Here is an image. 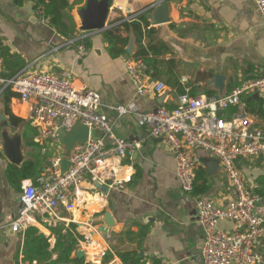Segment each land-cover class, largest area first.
I'll use <instances>...</instances> for the list:
<instances>
[{"label":"crops","instance_id":"obj_1","mask_svg":"<svg viewBox=\"0 0 264 264\" xmlns=\"http://www.w3.org/2000/svg\"><path fill=\"white\" fill-rule=\"evenodd\" d=\"M69 1L77 25L72 38H65L40 15L34 0H24L22 4L0 0V47L9 49L14 65L22 62L18 73L27 70L61 75L71 71L78 87L101 94L102 109L113 122L114 133L138 145L122 159L115 178L110 170L96 179L88 174L75 201L77 221H71L72 212L62 210L63 220L48 222L37 216L38 222L15 232L6 222L17 213L22 187L17 189L8 180L7 168L13 163L2 152L0 137V264H38L36 260L24 259L27 229L36 227L49 237L48 251H52L57 238L50 227L67 228L71 222L86 238L78 243L72 257L78 256V250L82 249L83 258L92 264H124L119 252L126 251L139 255L146 264H203L205 232L198 222L196 197H209L225 205L235 197L232 186L220 162L212 154L198 150L197 192H184L176 175L175 154L170 144L165 138L149 137L135 112L144 114L159 106L173 109L179 95L186 91L194 96L229 93L243 82L264 75V21L255 0H167L171 21L155 25L150 19V27L156 30L153 38L169 47L160 56L158 75L152 74L150 81L153 85L163 81L167 87L161 93L150 88L145 95L136 93L124 69L125 59L138 50L134 34L115 26L116 33L129 37L126 49L132 38L135 49L133 54L127 51L125 55L112 56L104 30L86 32V37L79 38L84 30L78 9L85 0ZM155 4L156 0H114L107 24L132 12L151 13ZM144 42L147 43V37ZM9 70L4 63L3 73L10 74ZM214 74L226 76L223 93L211 83ZM255 94L243 95L242 103L232 106L226 115L248 116L253 127L264 130V94ZM4 103L1 96L0 112H5ZM8 103L12 113L25 120L19 127L9 128L11 133L22 134L23 162L39 154L45 169L48 157L62 150L60 142L37 139L39 128L31 120L35 102L24 101L15 93ZM120 105L130 106L133 112L119 114L115 108ZM26 129L28 133L34 132L30 137L35 147L26 145ZM107 143L111 145L110 140ZM43 146H48L47 154L43 153ZM237 165L246 184L252 190H259L264 203V158L241 157ZM107 212L113 224L105 234L101 228ZM220 226L229 230L233 223L223 221ZM255 252L260 256L255 264H264V237ZM57 256V252L52 253L53 259Z\"/></svg>","mask_w":264,"mask_h":264},{"label":"built area","instance_id":"obj_2","mask_svg":"<svg viewBox=\"0 0 264 264\" xmlns=\"http://www.w3.org/2000/svg\"><path fill=\"white\" fill-rule=\"evenodd\" d=\"M255 2L264 21V0ZM38 13L43 15V10L40 8ZM138 15L132 12L108 24L106 29L134 20ZM86 32L101 31H82L79 38L86 37ZM80 49L85 50V46ZM3 68L0 56L2 86L9 87L24 101L35 102L31 120L39 128L37 139L40 142H59L57 131L60 128L71 130L77 122L90 129L88 140L72 150L66 171H62L64 148L61 145L62 150L48 157L50 165L36 180L22 182L20 205L16 215L7 219L6 226L20 232L38 222L37 216L48 222L60 221L64 219L62 210L72 212L71 221H77L75 201L88 174L96 179L110 170L111 177L115 178L122 159L134 151L138 142L114 133L113 122L102 109L101 94L78 87L71 71L55 75L23 70L4 79ZM124 69L139 95H145L150 88L161 93L167 87L163 81L151 84L153 68L143 58L128 56ZM254 93L264 94V75L243 82L229 93L194 96L186 91L179 95L173 109L159 106L148 113L135 112L149 137L165 138L170 144L175 154L176 175L184 192L193 194L195 191L200 164L198 150L212 154L220 162L232 186L235 197L225 205H219L209 197H196L198 222L205 232L201 251L203 264H255L260 259L255 247L264 237L263 196L246 184L237 160L252 156L264 158V130L253 127L248 116L226 115L232 106L242 103L243 95ZM115 109L119 114L133 112L125 105ZM107 140L111 141L110 146ZM42 151L47 154L48 146H43ZM223 221L232 222V228H222Z\"/></svg>","mask_w":264,"mask_h":264},{"label":"trees","instance_id":"obj_3","mask_svg":"<svg viewBox=\"0 0 264 264\" xmlns=\"http://www.w3.org/2000/svg\"><path fill=\"white\" fill-rule=\"evenodd\" d=\"M16 3L22 4L24 0H15ZM35 9H42L43 16L48 22L53 25L56 30L65 38H72L77 30V25L72 16L73 5L69 0H34ZM69 9V13L67 10ZM149 11L140 13L137 18L131 21H123L118 28L128 33H133L138 45V50L134 57L143 58L154 68V76L159 73L158 63L161 61L160 56L169 50V47L162 41H157L153 38L156 30L153 26L150 27L151 21ZM116 27L104 30L103 35L108 43V51L118 57L127 54L126 46L129 43V37H124L122 33H116ZM147 37V43L144 38ZM0 56L4 63L8 64L10 74H2L4 79L13 77L23 67L21 61L14 65L11 61L9 49L0 47ZM173 61V60H171ZM17 62V61H16ZM14 65V67H13ZM170 81V80H169ZM0 98H4V110L8 117L10 126L17 128L25 120L15 116L9 108V100L15 93L11 92L9 87H0ZM26 128H29L26 125ZM32 133L24 131V140L28 147H35L36 144L30 137ZM44 171L43 161L39 158V154H33L32 157L26 159L21 166L10 164L7 168V177L10 184L17 189H21L22 182L27 179L36 180ZM259 191V190H258ZM257 191V192H258ZM197 192V190L195 191ZM262 192V191H260ZM50 230L56 235L57 241L52 251H48L50 246L49 237L42 233L36 227H29L25 232L24 242V259L30 262L34 260L38 264H92L85 261L83 257H72L80 241H86L84 235L77 231V225L71 222L67 228L64 226H52ZM57 252L56 259L52 258V253ZM119 257L124 264H146L139 255L133 252H119Z\"/></svg>","mask_w":264,"mask_h":264},{"label":"water","instance_id":"obj_4","mask_svg":"<svg viewBox=\"0 0 264 264\" xmlns=\"http://www.w3.org/2000/svg\"><path fill=\"white\" fill-rule=\"evenodd\" d=\"M114 4V0H85L84 4L78 9V15L81 18L82 29L84 31H103L108 26V17L111 11V7ZM149 18L155 25L165 24L171 21L170 17V5L167 0H156L153 11L149 14ZM119 29L117 28L116 31ZM134 39L132 38L127 51L129 54L134 52ZM226 76L223 74H214L212 78V84L223 93L225 88ZM258 96L259 94H255ZM0 137L1 148L3 154L13 164L20 165L25 156L23 153V138L20 131L11 133L10 122L4 111L0 112ZM90 129L88 126L77 122L71 130L60 128L57 131V137L60 144L64 148V157L62 159V171H66L70 166L68 157L72 150L79 144L88 140ZM92 134H96V130H92ZM50 165V162L47 163ZM105 224L101 230L106 234L109 228L113 224L112 216L109 212L105 215ZM78 257H83L84 252L79 249L77 252Z\"/></svg>","mask_w":264,"mask_h":264},{"label":"rangeland","instance_id":"obj_5","mask_svg":"<svg viewBox=\"0 0 264 264\" xmlns=\"http://www.w3.org/2000/svg\"><path fill=\"white\" fill-rule=\"evenodd\" d=\"M52 149H54V146H52Z\"/></svg>","mask_w":264,"mask_h":264},{"label":"bare ground","instance_id":"obj_6","mask_svg":"<svg viewBox=\"0 0 264 264\" xmlns=\"http://www.w3.org/2000/svg\"><path fill=\"white\" fill-rule=\"evenodd\" d=\"M24 107V106H23ZM22 108V107H21ZM93 236H94V234H93Z\"/></svg>","mask_w":264,"mask_h":264}]
</instances>
